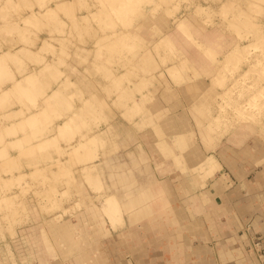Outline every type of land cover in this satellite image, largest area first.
Wrapping results in <instances>:
<instances>
[{
    "label": "rangeland",
    "instance_id": "374dc122",
    "mask_svg": "<svg viewBox=\"0 0 264 264\" xmlns=\"http://www.w3.org/2000/svg\"><path fill=\"white\" fill-rule=\"evenodd\" d=\"M10 1L0 0L5 22L31 9L9 7ZM42 2L41 8L53 5L42 13L50 29L16 18L0 31L2 46L23 48L9 59L16 77L31 75L17 89L15 106L34 118L13 152L0 151V264H38L24 261L34 254L32 230L25 228L38 212L80 208L84 194L104 191L102 159L151 126L153 102L177 73L182 56L169 41L177 27L216 66L201 121L208 117L207 132L217 134L207 137L218 143L239 122L264 130V0ZM21 23L46 37L16 32L12 26ZM194 35L209 39L206 46ZM7 76L0 70V79ZM12 136L18 133L6 135ZM109 199H102L103 209ZM105 214L113 220L117 212Z\"/></svg>",
    "mask_w": 264,
    "mask_h": 264
},
{
    "label": "crops",
    "instance_id": "0c3cea01",
    "mask_svg": "<svg viewBox=\"0 0 264 264\" xmlns=\"http://www.w3.org/2000/svg\"><path fill=\"white\" fill-rule=\"evenodd\" d=\"M42 4V0L40 5L34 0H12L7 5L30 6L16 18L35 22L38 29H50L42 13L53 5L44 3L41 8ZM4 17L0 15L1 32L3 23L9 28L19 20L13 15L5 22ZM12 27L16 32L37 34V28L22 23ZM177 29L169 34V41L182 58L174 78L166 79L167 87L153 102L151 126L119 143L102 159L104 191L84 194L80 208L63 209L51 216L38 212L33 227L25 228L32 230L29 246L34 254L25 255L28 259L24 257V261L264 264V130L257 128L245 136L233 130L210 147L214 140L207 134L217 133L207 132L208 117L201 121V116L207 112L205 96L210 99L207 93L212 90L216 66L207 52ZM36 36L46 37L40 32ZM196 39L205 46L209 41ZM2 45L0 42V70H6L8 76L0 79V151L10 152L34 120L32 112L15 106L17 89L24 90L31 75L20 79L9 65V59L23 48ZM63 122L54 123L51 138ZM14 132L16 138L6 137ZM107 197L115 198L119 205L113 220L102 207L101 201Z\"/></svg>",
    "mask_w": 264,
    "mask_h": 264
},
{
    "label": "bare ground",
    "instance_id": "6f19581e",
    "mask_svg": "<svg viewBox=\"0 0 264 264\" xmlns=\"http://www.w3.org/2000/svg\"><path fill=\"white\" fill-rule=\"evenodd\" d=\"M253 101V104H256L255 102L256 101H254V100H252ZM252 101L250 102V104L252 103ZM252 105V104H251ZM257 105V104H256ZM244 106V105H243ZM247 106V105H246ZM245 106V107H246ZM264 107V106H263ZM244 107H243V111H244ZM246 109H247V107H246ZM240 110H242V108H240ZM248 110V109H247ZM246 110V111H247ZM238 111H239V109H238ZM243 111H239V112H243ZM259 111V110H258ZM238 112V113H239ZM260 112V111H259ZM251 113V112H250ZM255 113V112H254ZM262 113V112H261ZM246 116V115H245ZM250 116V115H249ZM251 117V116H250ZM243 118V117H242ZM239 124L240 125H238V129H237V131H242L243 133V135L245 136V135H247V134H250L252 131H254L255 129L252 127V129L250 128V126L249 125H246V122H239ZM213 125V124H212ZM210 127H211V125H210ZM225 127V126H224ZM248 129H247V128ZM212 128H214V126L212 127ZM249 128H250V130H249ZM208 129L210 130V128H209V126H208ZM218 129V128H217ZM223 129V128H222ZM226 131V130H225ZM235 134V133H234ZM221 136H219V138H220ZM242 137V136H241ZM208 138V137H207ZM222 138H223V136H222ZM238 139V138H237ZM218 141V140H217ZM214 145H216V142H212V144H210V147H212V146H214ZM209 147V146H208ZM110 200V202H109V205H105V213H111V212H113V211H115L116 210V212L117 213H119L118 211H119V205H118V202H116V199L115 198H110L109 199ZM119 215V214H118Z\"/></svg>",
    "mask_w": 264,
    "mask_h": 264
}]
</instances>
